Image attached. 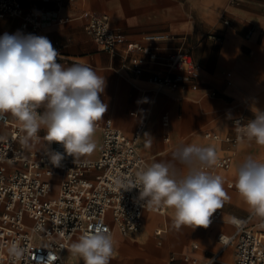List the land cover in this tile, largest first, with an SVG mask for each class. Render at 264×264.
Returning a JSON list of instances; mask_svg holds the SVG:
<instances>
[{"label":"crops","instance_id":"0c3cea01","mask_svg":"<svg viewBox=\"0 0 264 264\" xmlns=\"http://www.w3.org/2000/svg\"><path fill=\"white\" fill-rule=\"evenodd\" d=\"M23 7L47 15L35 33L63 45L65 57L58 63L64 67L85 64L105 77L100 98L107 111L98 122L112 119L130 136L141 122L146 124L140 145L150 164L171 160L177 146L192 143L214 147L218 158H232L230 168L206 170L222 177L228 197L207 228L176 227L174 209L168 207L164 213L146 210L140 231L123 234L114 228L116 245L110 264H234L236 242L224 246L219 236L233 235L237 230L234 219L244 220L251 211L229 183H235L237 166L247 156L264 161V146L248 138L232 144L205 134L233 136L235 118L249 119L257 111L264 112V0H23ZM86 10L108 14L125 39L151 48L160 59L179 48L190 50L197 72L180 76L177 87L157 86L150 80L152 75L169 70L150 63L136 74L123 55L99 50L80 17ZM21 23L18 17H0V30L9 35L33 34ZM152 35L162 39H146ZM129 56L148 59L138 51ZM9 115L13 121L15 117ZM41 133L32 147L48 152L45 130ZM93 140L94 152L79 159L100 157L103 132L98 127ZM257 221L256 216L252 223ZM71 244L65 258L84 264L70 254Z\"/></svg>","mask_w":264,"mask_h":264},{"label":"built area","instance_id":"2783aa9c","mask_svg":"<svg viewBox=\"0 0 264 264\" xmlns=\"http://www.w3.org/2000/svg\"><path fill=\"white\" fill-rule=\"evenodd\" d=\"M6 16L20 18L22 27L36 36L35 32L47 17L41 12L26 11L23 0H0V17ZM80 17L85 20V29L98 49L123 55L136 74H141L150 63L165 66L169 70L167 74L156 73L150 79L159 87H177L180 76L193 75L198 70L190 50L179 48L160 59L151 48L125 39L108 14L86 10ZM4 34L0 30V37ZM146 39L160 40L162 36L152 35ZM52 45L60 53L57 61L64 60L63 45L58 41ZM132 51L143 52L148 59L129 56ZM253 119L255 117L235 118L233 136L223 137L216 132H206L205 136L238 144L247 138L243 125ZM167 123L168 117L164 116V124ZM0 125L5 126L0 128V264H72L65 258V252L74 237L92 231L98 224L112 235L115 227L123 234L135 233L143 226L146 210L166 212V206L154 210L146 203L143 205L137 199L139 189L124 191L115 183L118 177L134 181L137 171L151 165L140 145L146 127L144 122L131 136L112 119L97 122L96 127L103 132L100 157L88 161L66 155L61 167L50 163L47 152L21 144L24 132L16 118L11 121L10 115L5 114L0 118ZM38 136L42 137L41 130ZM49 147L64 152L60 144L52 143ZM231 164L232 158L227 156L218 158L215 167L227 169ZM229 187L234 184L229 183ZM254 217L250 213L244 220L234 219L236 232L219 236L224 246L236 242L234 264H264V219L258 217L253 224ZM10 242L24 249L21 257L8 254ZM50 254L56 259L49 261Z\"/></svg>","mask_w":264,"mask_h":264},{"label":"clouds","instance_id":"9594fccd","mask_svg":"<svg viewBox=\"0 0 264 264\" xmlns=\"http://www.w3.org/2000/svg\"><path fill=\"white\" fill-rule=\"evenodd\" d=\"M58 56L45 36L17 32L0 37V118L11 114L18 120L25 147L40 139L41 129L48 146L62 145L63 153L50 147L47 152L54 167H61L66 155L78 158L94 152L97 122L107 111L100 98L105 77L85 64L64 67L57 62ZM242 130L250 141L264 146V112L257 111ZM217 163L214 147L181 145L173 150L171 160L153 162L137 171L134 181L118 177L115 183L120 190L139 189L137 199L151 209H174L176 227L207 228L213 213L228 198L222 177L206 171ZM234 186L251 213L264 219V161L247 156L237 166ZM115 245L112 233L98 224L81 234L69 250L84 264H110ZM7 251L19 258L24 249L10 242ZM55 259L49 255V261Z\"/></svg>","mask_w":264,"mask_h":264},{"label":"bare ground","instance_id":"6f19581e","mask_svg":"<svg viewBox=\"0 0 264 264\" xmlns=\"http://www.w3.org/2000/svg\"><path fill=\"white\" fill-rule=\"evenodd\" d=\"M161 229V228H160ZM71 254V253H70ZM69 255V254H68ZM72 258V257H71ZM79 258V257H78Z\"/></svg>","mask_w":264,"mask_h":264}]
</instances>
